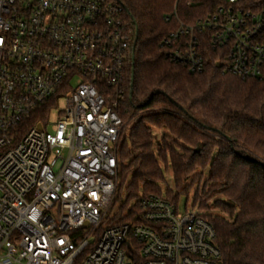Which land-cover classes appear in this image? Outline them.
<instances>
[{"label": "built area", "instance_id": "obj_1", "mask_svg": "<svg viewBox=\"0 0 264 264\" xmlns=\"http://www.w3.org/2000/svg\"><path fill=\"white\" fill-rule=\"evenodd\" d=\"M124 12L117 0H0V264H224L213 225L166 197L107 222L126 129ZM206 44L229 73L262 79L264 10L227 0L162 41L192 74Z\"/></svg>", "mask_w": 264, "mask_h": 264}, {"label": "trees", "instance_id": "obj_2", "mask_svg": "<svg viewBox=\"0 0 264 264\" xmlns=\"http://www.w3.org/2000/svg\"><path fill=\"white\" fill-rule=\"evenodd\" d=\"M117 1L125 8L131 45L119 85L125 97L119 112L127 127L118 150L119 188L126 198L111 223L131 221L142 198L163 196V167L169 163L177 187L192 169L208 165L210 179L229 198L226 215L201 213L215 229L223 263L264 264V77L234 76L225 70L220 49L208 44L205 68L192 74L162 46L178 20L193 23L227 0ZM237 5L264 10V0ZM155 129L165 132L159 143ZM212 135L222 139L216 154L210 151ZM185 144L203 148L190 151Z\"/></svg>", "mask_w": 264, "mask_h": 264}, {"label": "rangeland", "instance_id": "obj_3", "mask_svg": "<svg viewBox=\"0 0 264 264\" xmlns=\"http://www.w3.org/2000/svg\"><path fill=\"white\" fill-rule=\"evenodd\" d=\"M235 76V75H234ZM66 107V99L61 97L58 100V106L52 109L51 114L49 116V122L55 123L58 120L59 113L61 110H64ZM50 130L53 129L52 126L49 127ZM127 133V127L125 129ZM156 141L159 143L160 139L164 137L165 132L162 130H156ZM212 139L210 140V151L213 154L219 152L220 148H223L220 141L222 139L218 138V136L212 135ZM187 149L190 151H200L203 146L195 147L189 146L185 144ZM164 182L161 184V189L164 191L163 197L172 200L175 202L178 201V208L181 212H184L185 208L188 210H199L205 216L208 215H216L222 214L226 215V204H228L229 198L224 194V187L220 185L218 182H214L209 177V169L210 167H196V169H192L189 176H187L182 182V186L177 187L173 181L172 171L170 163L167 168L164 166ZM120 179L118 181L116 198L120 195V199L118 202L116 198L114 200L112 208L109 210L107 214V222H111V219L114 218L115 213L118 211L119 204L122 201H125L126 191L125 189H120ZM120 193V194H119ZM127 213V211H126Z\"/></svg>", "mask_w": 264, "mask_h": 264}, {"label": "water", "instance_id": "obj_4", "mask_svg": "<svg viewBox=\"0 0 264 264\" xmlns=\"http://www.w3.org/2000/svg\"><path fill=\"white\" fill-rule=\"evenodd\" d=\"M135 47H136V43H134V45H133V59H134V51H135ZM132 81H133V77H132Z\"/></svg>", "mask_w": 264, "mask_h": 264}]
</instances>
